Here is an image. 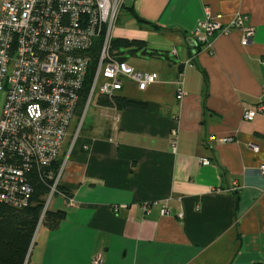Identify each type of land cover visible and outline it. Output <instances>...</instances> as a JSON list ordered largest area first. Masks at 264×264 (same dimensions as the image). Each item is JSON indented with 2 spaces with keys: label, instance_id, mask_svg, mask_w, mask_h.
<instances>
[{
  "label": "crops",
  "instance_id": "0c3cea01",
  "mask_svg": "<svg viewBox=\"0 0 264 264\" xmlns=\"http://www.w3.org/2000/svg\"><path fill=\"white\" fill-rule=\"evenodd\" d=\"M130 2L134 26L118 35L147 46L162 37L151 48L166 59L149 70L160 79L133 96L145 108L119 122L99 116L77 138L61 176L73 198L58 196L28 264H91L98 254L102 264H264V108L243 118L264 107V0ZM239 13L255 28L248 48L238 28L199 51L189 42L200 22L228 25Z\"/></svg>",
  "mask_w": 264,
  "mask_h": 264
},
{
  "label": "built area",
  "instance_id": "2783aa9c",
  "mask_svg": "<svg viewBox=\"0 0 264 264\" xmlns=\"http://www.w3.org/2000/svg\"><path fill=\"white\" fill-rule=\"evenodd\" d=\"M126 2L0 0V201L16 207L33 204L39 184L34 189L27 183L26 174L57 161L78 113L80 95L90 83L83 114L66 145L64 160L53 170L48 191L37 200L40 222L58 191L65 163L81 134L92 100L95 98L93 108L101 117L119 122L127 117V110L115 101L99 103V98L114 100L125 91L126 82L134 83L132 91L143 93L159 80L157 71H142L113 54ZM247 20L242 13L228 25L209 18L200 22L197 37L204 46L211 45L215 35L238 28L244 30L241 43L248 48L255 28L247 26ZM176 81V96L182 100L186 91L181 76ZM263 108L244 110L243 118L252 121ZM251 146L257 149V145ZM201 162L209 165L211 160L201 157ZM260 168L264 173V164ZM233 189L236 187L228 188ZM102 263L100 254L91 261Z\"/></svg>",
  "mask_w": 264,
  "mask_h": 264
},
{
  "label": "trees",
  "instance_id": "16d2710c",
  "mask_svg": "<svg viewBox=\"0 0 264 264\" xmlns=\"http://www.w3.org/2000/svg\"><path fill=\"white\" fill-rule=\"evenodd\" d=\"M135 17L139 19L137 15H135ZM195 42L197 43L196 51L201 50L202 47L198 46L202 43L200 42L198 37L195 39ZM112 47H114L113 54L116 57L127 60L131 65H133L131 59L139 58L140 55L143 56L149 54L152 57L155 56L154 50L152 48L149 49L143 41L138 39H129L127 37L119 36L118 38H116V40H114ZM122 47L130 48V53L132 54V56L128 57L125 53H123ZM178 77H176V80L178 79ZM133 86L134 83L126 82L125 91L123 93L117 95L114 100H107L103 97H100L99 103L102 102L104 104H112L115 101L116 105L119 108L125 109L127 111L129 108H145L147 105L146 102L137 100L132 96L136 93H140L132 91L131 87ZM89 91L90 83L88 85L85 84L84 90L80 95L79 110L77 115H75L72 120L70 128L72 126L73 128L71 131L68 132V136L65 141L68 140L69 142L71 134L73 133V131H75V128L78 126L77 124L83 114L84 106L87 102ZM95 111L99 115V112L97 110ZM101 118L105 120L107 119L104 117ZM65 141L62 144V149H60L57 161H54L53 165L43 167L40 171H33L31 173L26 174L27 183L31 185L34 189L39 184V188L36 190V196H34L33 198V204L25 207H16L8 202L0 201V264H28L34 236L39 226L41 218L40 203L37 200H39L40 194L46 193L48 191L49 184L51 186V183L53 181V178H50L53 173V170L57 169L64 160L63 154L66 150V146L64 145ZM54 195V198L58 196L66 197L67 199L73 198L70 192L61 186V178L58 191ZM64 213L65 211L60 210L55 214L59 218H64Z\"/></svg>",
  "mask_w": 264,
  "mask_h": 264
},
{
  "label": "rangeland",
  "instance_id": "374dc122",
  "mask_svg": "<svg viewBox=\"0 0 264 264\" xmlns=\"http://www.w3.org/2000/svg\"><path fill=\"white\" fill-rule=\"evenodd\" d=\"M131 0H127L126 4L127 5H130V2ZM127 5L124 7L122 13H121V17H120V21L118 23V28L119 29H128L127 26L129 27H132L134 26L133 24H131L130 22H128L127 20V13L129 14V9L127 7ZM219 21V20H218ZM220 22V21H219ZM218 35H221V34H218ZM149 39V38H148ZM162 37L155 34V33H152V35L150 36V39H149V43L147 42L148 46H149V49H151V45H157V44H160L161 43V40ZM165 42V41H164ZM165 43H168V42H165ZM242 44V43H241ZM212 45V44H211ZM209 43L206 44V47H210L211 46ZM122 52L125 53L128 57H131L132 54L130 53V48H127V47H122ZM164 59H166V55H163L161 58H154L152 57L151 55L149 54H146V55H140L139 56V60H132L134 62V65L142 70V71H149L151 67H155L154 69H161L163 64H164ZM147 69V70H146ZM152 69V68H151ZM128 94H131V93H128ZM138 95V93H136ZM135 95H132V96H136ZM94 104H95V98L92 100L91 102V106L90 108L88 109L87 111V116L84 118L83 120V123H82V128H81V131L83 130L82 132V135L88 131V128L91 126V125H94L96 120L99 118V115L98 113L93 109L94 107ZM73 128V126L70 128L69 131H71ZM81 135V136H82ZM68 143V140L65 141V146L67 145ZM59 199V197H55L51 203H50V209L52 210H55L54 207H57L58 209V206H56V202L57 200Z\"/></svg>",
  "mask_w": 264,
  "mask_h": 264
},
{
  "label": "water",
  "instance_id": "95a60500",
  "mask_svg": "<svg viewBox=\"0 0 264 264\" xmlns=\"http://www.w3.org/2000/svg\"><path fill=\"white\" fill-rule=\"evenodd\" d=\"M188 40L191 43V45L197 46V43L195 42L193 38H189Z\"/></svg>",
  "mask_w": 264,
  "mask_h": 264
},
{
  "label": "clouds",
  "instance_id": "9594fccd",
  "mask_svg": "<svg viewBox=\"0 0 264 264\" xmlns=\"http://www.w3.org/2000/svg\"><path fill=\"white\" fill-rule=\"evenodd\" d=\"M253 144H254V143H253ZM255 145H256V144H255ZM49 211H50V208H49ZM49 211H48V212H49ZM47 214H48V213H47ZM43 220H44V219H43ZM42 222H43V221H42ZM42 222H39V225H40Z\"/></svg>",
  "mask_w": 264,
  "mask_h": 264
}]
</instances>
